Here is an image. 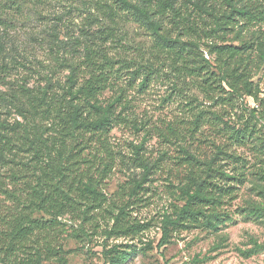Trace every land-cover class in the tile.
<instances>
[{"label": "rangeland", "instance_id": "1", "mask_svg": "<svg viewBox=\"0 0 264 264\" xmlns=\"http://www.w3.org/2000/svg\"><path fill=\"white\" fill-rule=\"evenodd\" d=\"M150 1L152 6L159 2ZM172 1L174 11L160 21L162 32L168 38L179 37L184 45L169 51L117 0H0V67L8 68L0 69V92L9 96L21 86L36 90L48 82L61 87L71 74L64 62L79 67V74L88 79L92 68L85 67L92 53L94 68L102 66L111 84L102 100L121 98L116 114L128 117L111 130L107 148L90 144L84 152L86 157L91 153L110 162L112 171L98 187L103 205L91 211L89 219L83 220L80 211L59 218L65 230V264H110V255L123 256L119 264H264V60L257 49L264 45V21L246 25L235 16L237 21L211 32L215 19L229 15L231 6L255 13L263 0ZM175 12L182 19L179 25L172 20ZM241 43L253 44L245 61L253 91L261 92L258 101L248 96L230 99L225 84L217 91L200 87L184 69L204 64L202 58L216 63L211 44ZM126 101L124 108L121 104ZM2 121L10 125L22 121L4 100H0ZM247 126L256 133L236 141V133ZM219 151L224 154L216 166L233 179L209 180L219 188L232 187L231 193L220 195L214 210L221 220L213 219L217 228L202 216L187 218L171 230L169 243L159 247L164 217H176L188 200L185 191L195 190V182L202 181L190 180L191 176L200 174L203 164ZM143 164L151 172L146 180ZM11 168L15 164L0 166V217L6 215V207L14 206L5 190L23 189L6 177ZM138 184L141 189L133 195ZM124 204L129 206L128 222L145 229L137 235L110 237L113 215ZM251 206L261 211L248 215ZM204 208L206 215L213 212L211 206ZM40 216L49 218L34 215ZM255 243L263 248L244 257L242 252L255 250Z\"/></svg>", "mask_w": 264, "mask_h": 264}, {"label": "trees", "instance_id": "2", "mask_svg": "<svg viewBox=\"0 0 264 264\" xmlns=\"http://www.w3.org/2000/svg\"><path fill=\"white\" fill-rule=\"evenodd\" d=\"M141 1L143 4L140 6L131 0H117L120 8L131 12L137 21L146 24L153 36L163 42L169 51L178 44L184 45L179 37L168 38L162 32L160 21L174 11L173 1L159 0L155 6H152L150 0ZM235 16L246 21V25L264 21V0L255 13L251 9L231 6L229 15L225 13L215 19L216 28L211 32L222 29L220 24L226 27L230 22L237 21ZM177 17L178 13L175 12L172 20L179 25L182 19L178 20ZM209 48L210 53L216 55V63L202 58L204 64L184 67L196 79L197 85L217 91L221 87L223 89L222 85L225 84L230 90V99L248 96L258 101L261 92L259 89L253 91L250 81L252 74L245 61L247 54L253 50V44H211ZM257 49L263 61L264 45ZM173 53L183 64L187 63L179 52ZM91 55L85 67L92 68V72H88V79L79 74V67L64 62L71 74L67 83L61 87L54 88L48 82L44 88L36 90L21 86L19 92H12L9 96L0 92V100L6 101L22 119L13 125L6 121L0 123V166L15 164V168H11L6 177L15 186L19 183L23 187L19 191L15 187L4 192L14 202V206L6 207V215L0 217V264H43L48 261L65 264V238L62 236L65 230L61 228L59 218L80 211L82 219L87 220L91 211L103 205L104 195L98 187L102 180L109 177L111 163L95 155L91 156V153L86 157L84 152L90 144L99 145L101 149L107 148L111 130L127 122L128 117L116 114V105L122 103L121 98L107 103L102 100L103 92L111 84L102 66L94 68L97 64L91 61ZM0 69L5 72L8 68L3 65ZM150 76L149 73L142 81V87L147 84ZM121 105L126 108L128 102ZM255 112L252 110V114ZM255 133L253 127L247 126L244 131L236 133L235 139L241 142ZM223 154V151H219L216 158L203 164L200 174L191 176L190 180L202 181L195 182V190L185 191L188 200L175 218L164 217L159 247L169 243L171 230L180 227L187 218L197 220L202 216L209 225L217 228L213 219L217 222L221 220L214 210L221 203L220 195H228L232 187L219 188L209 180H217L219 177L233 179L216 166L219 155ZM142 167L145 172L143 180H146L145 177L151 173L150 168L144 164ZM139 189L140 184L136 185L133 195ZM204 205L211 206L213 212L206 215ZM128 207V204L122 205L118 208V214L113 215L114 224L107 232L108 236L137 235L145 229L140 224L128 222ZM260 211L261 208L251 206L248 215L253 216ZM35 214H44L49 218L34 217ZM262 248L255 243V250L242 252V255L250 258ZM123 259V256L110 255V264H119Z\"/></svg>", "mask_w": 264, "mask_h": 264}]
</instances>
